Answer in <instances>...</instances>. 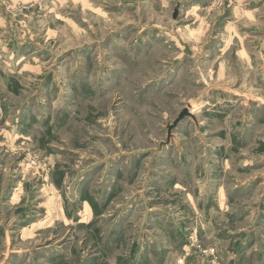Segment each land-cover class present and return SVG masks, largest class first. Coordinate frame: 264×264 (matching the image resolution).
Wrapping results in <instances>:
<instances>
[{
  "label": "rangeland",
  "instance_id": "rangeland-1",
  "mask_svg": "<svg viewBox=\"0 0 264 264\" xmlns=\"http://www.w3.org/2000/svg\"><path fill=\"white\" fill-rule=\"evenodd\" d=\"M0 264H264V0H0Z\"/></svg>",
  "mask_w": 264,
  "mask_h": 264
},
{
  "label": "water",
  "instance_id": "water-1",
  "mask_svg": "<svg viewBox=\"0 0 264 264\" xmlns=\"http://www.w3.org/2000/svg\"><path fill=\"white\" fill-rule=\"evenodd\" d=\"M185 115V113H183V116ZM180 117H182V115L180 116Z\"/></svg>",
  "mask_w": 264,
  "mask_h": 264
}]
</instances>
